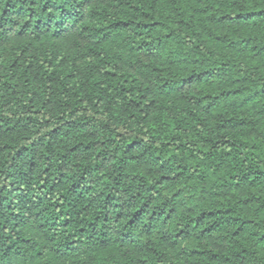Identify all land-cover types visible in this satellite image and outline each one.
Segmentation results:
<instances>
[{
  "label": "trees",
  "instance_id": "1",
  "mask_svg": "<svg viewBox=\"0 0 264 264\" xmlns=\"http://www.w3.org/2000/svg\"><path fill=\"white\" fill-rule=\"evenodd\" d=\"M0 264H264V0H0Z\"/></svg>",
  "mask_w": 264,
  "mask_h": 264
}]
</instances>
